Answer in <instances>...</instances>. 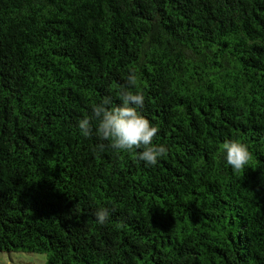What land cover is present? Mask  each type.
Listing matches in <instances>:
<instances>
[{"label":"trees","instance_id":"obj_1","mask_svg":"<svg viewBox=\"0 0 264 264\" xmlns=\"http://www.w3.org/2000/svg\"><path fill=\"white\" fill-rule=\"evenodd\" d=\"M132 72L154 166L78 127ZM0 252L264 264V0H0Z\"/></svg>","mask_w":264,"mask_h":264},{"label":"clouds","instance_id":"obj_2","mask_svg":"<svg viewBox=\"0 0 264 264\" xmlns=\"http://www.w3.org/2000/svg\"><path fill=\"white\" fill-rule=\"evenodd\" d=\"M137 82L135 72L130 73L125 86L120 87V103L115 104L111 95L104 96L99 104L93 105L91 116L78 122V127L82 136L90 137L93 135L91 121L95 120V135L107 142L97 145L100 151L105 147L116 152L140 150L136 153L137 159L147 166H154L167 153V148L153 144L159 129L138 111L143 107L145 97L143 92L133 90ZM221 149L226 163L235 171H242L252 159L247 145L241 142L225 141ZM94 215L97 223L103 225L108 221L110 213L107 208H100Z\"/></svg>","mask_w":264,"mask_h":264},{"label":"rangeland","instance_id":"obj_3","mask_svg":"<svg viewBox=\"0 0 264 264\" xmlns=\"http://www.w3.org/2000/svg\"><path fill=\"white\" fill-rule=\"evenodd\" d=\"M45 254L0 252V264H46Z\"/></svg>","mask_w":264,"mask_h":264}]
</instances>
